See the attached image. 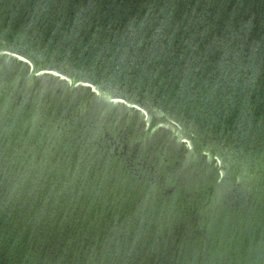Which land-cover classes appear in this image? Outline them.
<instances>
[{"label": "water", "instance_id": "1", "mask_svg": "<svg viewBox=\"0 0 264 264\" xmlns=\"http://www.w3.org/2000/svg\"><path fill=\"white\" fill-rule=\"evenodd\" d=\"M0 264H264V0H0Z\"/></svg>", "mask_w": 264, "mask_h": 264}]
</instances>
